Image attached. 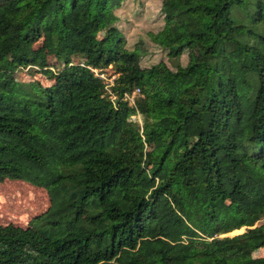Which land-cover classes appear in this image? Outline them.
Instances as JSON below:
<instances>
[{"label": "trees", "instance_id": "obj_1", "mask_svg": "<svg viewBox=\"0 0 264 264\" xmlns=\"http://www.w3.org/2000/svg\"><path fill=\"white\" fill-rule=\"evenodd\" d=\"M130 1L0 0V183L51 202L0 264H264L263 3L156 0L130 43Z\"/></svg>", "mask_w": 264, "mask_h": 264}, {"label": "rangeland", "instance_id": "obj_2", "mask_svg": "<svg viewBox=\"0 0 264 264\" xmlns=\"http://www.w3.org/2000/svg\"><path fill=\"white\" fill-rule=\"evenodd\" d=\"M259 3L264 5V0H246L244 5L233 7L231 14L235 22H244L246 25L259 30L256 27L259 22L252 21L251 14L254 9L258 10ZM120 16L119 26L124 30L130 43L136 41L138 35L145 36L149 29H157L161 24V20L157 18L156 0H132ZM162 56V53L157 51L151 56V61H157ZM26 75V73H22V77ZM37 77H41V75L37 74ZM50 204V198L45 189L19 180H7L0 183V224L15 223L24 227L30 223L35 226L42 225L48 215L41 213L47 211ZM243 230L244 228L232 234L240 233ZM263 255L264 248L257 249L253 253V256Z\"/></svg>", "mask_w": 264, "mask_h": 264}, {"label": "built area", "instance_id": "obj_3", "mask_svg": "<svg viewBox=\"0 0 264 264\" xmlns=\"http://www.w3.org/2000/svg\"><path fill=\"white\" fill-rule=\"evenodd\" d=\"M91 70L95 73L96 76H98L100 79H102L105 84H106V88L108 90V92L110 93L111 97L113 100L116 99V95L114 94V92L112 91V86H114V79H115V75L114 76H110L108 70L111 68V66L109 68H98V67H90ZM139 91V90H137ZM126 98L131 102L134 103L133 97L131 95L126 94ZM132 118L135 119H139L140 120V116L139 115H133Z\"/></svg>", "mask_w": 264, "mask_h": 264}, {"label": "water", "instance_id": "obj_4", "mask_svg": "<svg viewBox=\"0 0 264 264\" xmlns=\"http://www.w3.org/2000/svg\"><path fill=\"white\" fill-rule=\"evenodd\" d=\"M246 227H244V229H245Z\"/></svg>", "mask_w": 264, "mask_h": 264}]
</instances>
